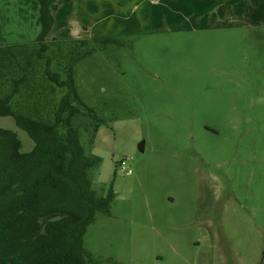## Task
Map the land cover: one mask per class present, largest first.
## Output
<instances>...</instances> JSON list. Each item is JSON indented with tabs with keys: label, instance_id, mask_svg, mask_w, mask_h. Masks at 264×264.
<instances>
[{
	"label": "rangeland",
	"instance_id": "rangeland-1",
	"mask_svg": "<svg viewBox=\"0 0 264 264\" xmlns=\"http://www.w3.org/2000/svg\"><path fill=\"white\" fill-rule=\"evenodd\" d=\"M39 11L0 0V91L26 71L15 100L44 103L48 67L100 122L93 189L115 199L83 237L91 259L264 264V0L60 1L45 49ZM0 129L33 149L12 117ZM201 200L218 214L196 217Z\"/></svg>",
	"mask_w": 264,
	"mask_h": 264
},
{
	"label": "trees",
	"instance_id": "trees-1",
	"mask_svg": "<svg viewBox=\"0 0 264 264\" xmlns=\"http://www.w3.org/2000/svg\"><path fill=\"white\" fill-rule=\"evenodd\" d=\"M36 1V42L45 49L53 12L70 0ZM25 72L12 78L9 93L0 91V117H12L34 143L22 152L17 134L0 129V264H97L84 251L83 237L97 213L110 215L115 199L112 185L101 196L93 189L91 172L100 160L90 150L100 122L77 98L72 79L62 80L48 67L42 88L49 98L41 104L15 100ZM40 107L45 118L35 119Z\"/></svg>",
	"mask_w": 264,
	"mask_h": 264
},
{
	"label": "crops",
	"instance_id": "crops-1",
	"mask_svg": "<svg viewBox=\"0 0 264 264\" xmlns=\"http://www.w3.org/2000/svg\"><path fill=\"white\" fill-rule=\"evenodd\" d=\"M8 1H10V0H4V2H8ZM208 197H210L209 195H207ZM206 202L205 203H207V201H210V202H212V199L211 200H205ZM204 202H203V200H201L200 202H199V207H197L196 209H200V215L201 214H207V213H211L212 214V212L214 213V214H218V212L217 211H219V209L218 208H216V209H213V206H211V205H208V206H211V209H213V210H202L201 209V205L202 204H205ZM221 208L223 209V210H225V206H224V208H223V205L221 206ZM198 217H200V216H198Z\"/></svg>",
	"mask_w": 264,
	"mask_h": 264
},
{
	"label": "built area",
	"instance_id": "built-area-1",
	"mask_svg": "<svg viewBox=\"0 0 264 264\" xmlns=\"http://www.w3.org/2000/svg\"><path fill=\"white\" fill-rule=\"evenodd\" d=\"M120 167H121V170L125 174H130L131 173V171L126 167V163L125 162H121Z\"/></svg>",
	"mask_w": 264,
	"mask_h": 264
},
{
	"label": "water",
	"instance_id": "water-1",
	"mask_svg": "<svg viewBox=\"0 0 264 264\" xmlns=\"http://www.w3.org/2000/svg\"><path fill=\"white\" fill-rule=\"evenodd\" d=\"M138 150L140 152H143L144 151V142H141L139 145H138Z\"/></svg>",
	"mask_w": 264,
	"mask_h": 264
},
{
	"label": "flooded vegetation",
	"instance_id": "flooded-vegetation-1",
	"mask_svg": "<svg viewBox=\"0 0 264 264\" xmlns=\"http://www.w3.org/2000/svg\"><path fill=\"white\" fill-rule=\"evenodd\" d=\"M200 209H195V214H196V217L200 216Z\"/></svg>",
	"mask_w": 264,
	"mask_h": 264
}]
</instances>
